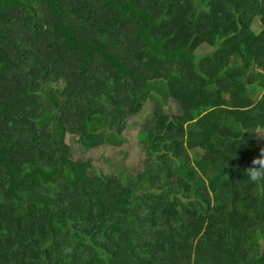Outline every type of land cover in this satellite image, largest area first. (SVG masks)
Wrapping results in <instances>:
<instances>
[{
	"label": "trees",
	"instance_id": "1",
	"mask_svg": "<svg viewBox=\"0 0 264 264\" xmlns=\"http://www.w3.org/2000/svg\"><path fill=\"white\" fill-rule=\"evenodd\" d=\"M261 70L264 0H0V264H264Z\"/></svg>",
	"mask_w": 264,
	"mask_h": 264
},
{
	"label": "rangeland",
	"instance_id": "2",
	"mask_svg": "<svg viewBox=\"0 0 264 264\" xmlns=\"http://www.w3.org/2000/svg\"><path fill=\"white\" fill-rule=\"evenodd\" d=\"M261 72L264 73V71H262V70H261ZM262 95H264V93ZM224 99L227 101L228 97L225 96ZM259 103L260 104L256 106L255 117L257 119V122L263 128L264 127V100L262 98H259ZM225 106H227V104H225ZM169 108H171V107H169ZM169 108L167 107V110H169ZM125 131H126V129H125ZM125 131L123 132V136H125V138L127 139L126 143L131 144V143L135 142V139L133 137L134 132L131 129H128L126 132ZM259 131H260V134H264V128L262 130H259ZM165 140L168 144L165 146L162 145L161 147L164 146V149L166 151L168 149L171 154H175L177 151H181L182 153H185V154L188 153L192 159L202 158L204 155V153L200 150L187 151V149L185 147L184 122L181 119L174 121V132L172 135L166 136ZM74 141L75 140L73 137H68V139H67V143L69 144V146L72 150V155L75 157H81L82 159L89 158L88 155L82 154L77 149L78 146ZM124 146H127V145L125 144ZM121 148H123V146ZM104 158H105V154L103 152L98 154L97 158H94L93 155H91V159L94 163L103 162L104 164H107V162L103 160ZM138 159H139V156H137V155L136 156H130L127 159L126 162L129 166H132L131 167L132 170H136V168L141 167L140 163L138 162ZM133 164H137V165L134 167Z\"/></svg>",
	"mask_w": 264,
	"mask_h": 264
},
{
	"label": "clouds",
	"instance_id": "3",
	"mask_svg": "<svg viewBox=\"0 0 264 264\" xmlns=\"http://www.w3.org/2000/svg\"><path fill=\"white\" fill-rule=\"evenodd\" d=\"M256 137L258 140H264V134H257ZM243 172L249 183L258 185L264 190V147L259 149L258 155L252 158Z\"/></svg>",
	"mask_w": 264,
	"mask_h": 264
}]
</instances>
